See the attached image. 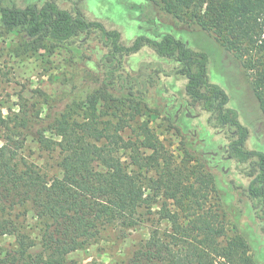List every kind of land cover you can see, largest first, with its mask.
<instances>
[{
    "label": "trees",
    "instance_id": "1",
    "mask_svg": "<svg viewBox=\"0 0 264 264\" xmlns=\"http://www.w3.org/2000/svg\"><path fill=\"white\" fill-rule=\"evenodd\" d=\"M158 1L174 18L190 12L193 24L234 54L264 117V0ZM0 28L26 45L63 49L72 70L62 98L40 93L6 111L0 103V264H77L68 255L100 245L107 234L123 241L142 228L148 236L120 264H255L244 238L229 237L209 204L217 189L205 155L191 143L171 151L150 126L161 112L152 93L161 75L185 78L190 103L226 132L228 157L250 166L247 197L264 225V153L245 148L248 129L226 92L209 81L205 51L170 33L124 45L117 30L53 1L9 7L0 0ZM90 42L105 50L96 71L86 66ZM146 47L175 65L141 62L129 72L124 59ZM31 144L54 157V174L29 157ZM36 245L41 255L31 254Z\"/></svg>",
    "mask_w": 264,
    "mask_h": 264
},
{
    "label": "rangeland",
    "instance_id": "2",
    "mask_svg": "<svg viewBox=\"0 0 264 264\" xmlns=\"http://www.w3.org/2000/svg\"><path fill=\"white\" fill-rule=\"evenodd\" d=\"M46 1H53L61 9L81 14L87 20L99 21L107 29L117 30L124 45H129L139 35L156 38V35L170 33L191 49L205 51L209 56V81L226 92L228 107L237 111L240 123L248 129L245 148L264 153V117L252 94L249 75L234 54L223 51L213 35L201 31L189 20L190 12H180V17L174 18L165 13L158 0H151L148 4L144 0H6V5L41 6ZM148 16L153 21H149ZM95 47V42L89 43L91 61L86 66L96 71L94 63L99 61L104 49ZM141 62L159 63L166 69L175 65L160 59L147 47L124 59L125 68L131 73L137 71ZM71 72L68 53L63 49L48 52L45 47L26 45L16 34L0 28V103L4 111L21 99L32 103L40 93L47 101L66 96L71 89ZM101 75L102 72L99 78ZM185 83L183 77L161 75L157 89L152 92L159 101L161 112L150 120V126L171 151L183 147L182 143H191V151L205 155L208 160L206 168L215 175L218 192L212 194L209 204L222 219L228 236H242L254 263L264 264V225L258 217L260 210L253 207L246 192L251 181L250 166L238 164L228 157L226 132L212 128L209 114L190 103L185 96ZM167 118L175 121L174 127L180 129L179 134L172 129ZM28 154L40 166H51L50 174L56 172L52 155L38 151L32 144ZM152 219L156 220V216L152 215ZM148 226L153 227L155 223H148ZM147 236V228L133 232L123 241L115 240L110 233L100 245L73 252L67 258L77 264H120L125 255ZM10 242L6 239L1 244ZM30 252L41 255L42 249L36 245Z\"/></svg>",
    "mask_w": 264,
    "mask_h": 264
}]
</instances>
